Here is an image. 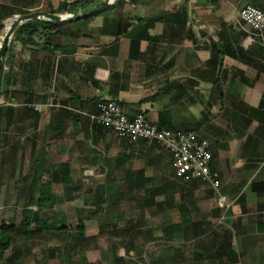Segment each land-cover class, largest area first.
<instances>
[{
	"label": "crops",
	"instance_id": "0c3cea01",
	"mask_svg": "<svg viewBox=\"0 0 264 264\" xmlns=\"http://www.w3.org/2000/svg\"><path fill=\"white\" fill-rule=\"evenodd\" d=\"M73 1L0 0V33L13 17ZM247 3L264 7V0H112L89 19L12 36L0 68L5 145L15 139L8 131L17 143L30 129L43 167L49 152L68 156L51 172L67 163L72 179L110 175L115 193L161 195L165 181L152 185V167L170 170L168 154L153 142L112 137L85 114L114 100L128 117L195 131L209 143L210 168L231 206L220 224L214 202L206 221L182 218L179 231L187 221L197 236L208 227L206 264H264V44L242 45L236 20Z\"/></svg>",
	"mask_w": 264,
	"mask_h": 264
},
{
	"label": "rangeland",
	"instance_id": "374dc122",
	"mask_svg": "<svg viewBox=\"0 0 264 264\" xmlns=\"http://www.w3.org/2000/svg\"><path fill=\"white\" fill-rule=\"evenodd\" d=\"M2 36L0 33V39ZM1 102L0 108H4L3 99ZM0 118L2 117L0 116ZM6 132L7 130L3 129L0 122V222L16 223L18 230L13 241L14 244L23 249V252L26 251L24 264H65L66 260L63 258H48V249L64 245L63 242H60L61 235L70 237L74 234L78 211L80 209L93 210L94 206L90 204L94 195L115 193L109 185L110 175L109 178H104V175L101 178L95 177V173L92 176L74 177L72 180L76 188L73 187L68 195L65 194L60 184L55 183L53 184L52 207L50 209L37 208L33 204L27 206L28 197L23 186L24 182L20 181V177L29 174L32 160L36 158L35 154L37 153L35 151L39 145L36 144L37 147L31 146L32 132L30 129L23 131V135L18 136L17 143L14 142L16 139L15 131H8L10 135L13 133L15 139L13 138L12 144L5 145L3 135L6 136ZM108 132L112 137H115L110 130ZM21 143H26V145L22 147L23 144ZM65 157L68 156L49 152L50 163L43 167L44 172L41 179L46 180L52 167L64 160ZM166 170L161 169V167H152V175L154 176V179H150L153 182L152 185L160 182L161 179H163L161 181H165L164 184H160L165 189L161 195L150 196V193L118 195L119 197L111 199L110 203L104 204L107 196H110L105 194L104 198L106 199L101 205L103 209L106 208L109 211V214L105 216V221L110 222L111 227L115 224V230L119 231L118 234H105L96 238L94 242L89 243L86 249L83 248L79 251L77 256H72L71 260H85V263L81 262L82 264H115L113 257L117 256L120 258L118 264L208 263V252L212 250V246L209 242L211 237L206 225L200 228L201 234L198 236L196 232L194 235L191 231L192 225H185L183 232L175 231L170 234V229L182 218H189V220L191 218L194 220L197 218L200 220L207 219L211 214L212 205L214 202L216 203L214 193L207 185L198 181L183 184L174 178L171 168ZM159 172L166 173L167 176L162 178ZM182 186L184 189H181ZM151 197L152 204L141 208L144 201L149 202ZM182 206L189 210L182 211L180 209ZM29 207L36 212L38 218L42 219L49 220L53 213L62 214L64 221L59 224L65 227L64 233H60V235L49 234L47 237L42 233L34 232L35 234L29 241L24 243L21 224L23 212ZM127 221L141 222L140 226L130 233L134 237L135 250L130 251L128 256L125 255L123 246L129 241V235L121 234ZM222 221L223 219L220 220V222ZM220 222L217 223L220 224ZM31 227L33 229V223ZM85 227L87 235L97 233V222L85 220ZM202 231H205V234ZM7 254L8 252L5 253V257Z\"/></svg>",
	"mask_w": 264,
	"mask_h": 264
},
{
	"label": "trees",
	"instance_id": "16d2710c",
	"mask_svg": "<svg viewBox=\"0 0 264 264\" xmlns=\"http://www.w3.org/2000/svg\"><path fill=\"white\" fill-rule=\"evenodd\" d=\"M101 0H75L69 4L62 3V5H59L57 9H50V8H43V10L54 14L55 12L63 13L67 12L72 15L77 14L78 8H82L84 11L88 9V7L95 6L98 4ZM128 2H132L133 0H127ZM120 3L118 1L116 4ZM15 17H13L9 22L8 25H10L14 21ZM53 23L51 21H44V20H34V21H28L25 23L20 24L13 33V39H20V36L23 34L30 35L32 32L36 31L38 27L42 28H49L53 27ZM32 31V32H31ZM8 49L6 50L7 53ZM5 56V55H4ZM97 125V124H94ZM100 126V125H98ZM102 127V126H101ZM144 141V140H141ZM44 156L36 157L32 162L30 172L28 175L24 177H20V181L24 182L23 186L26 190V194L28 197V203L27 206H31L32 204L35 205L37 208H43V209H50L52 207L51 201H52V191H53V184L58 183L60 184L65 194L68 195L71 191V189L76 186L73 185V180L71 177V171L67 163H61L58 166L57 171H49V176L46 180H42V173L44 161ZM140 178H131V183L138 186L140 183ZM147 180V179H146ZM112 181L109 180V182ZM185 184V183H183ZM181 189H184V186L181 187ZM153 190V192L150 193V196H153L155 194H159L158 191ZM108 192V191H105ZM105 194L110 195L107 196V199L104 198ZM118 195H124L122 193H100V195H94L92 198V202L90 205H93V210H85L80 209L78 211V218L75 226L74 234L70 237H66L67 235H61L60 242H63L64 245H58L55 247H50L48 249V258L53 257H60L65 259V264H82L81 262L85 263V260L81 261H73L71 260L72 256H77L79 251L86 249L87 246H89V243L94 242V240L100 236H103L105 234H118V230H115V224L111 227V223L108 221H105V216L109 214V211L105 208L103 209L101 205L104 203H110L112 201L111 199H114L115 197H119ZM141 201V200H140ZM152 204V197L149 202L144 201V204L141 208L146 207L147 205ZM138 206V205H137ZM182 211H187L185 207L180 208ZM106 210V211H105ZM23 212V220H22V232L24 236V243L29 241V239L32 237L34 232H39L44 234L45 236H49V234L54 235L60 233H64L65 227L60 226V222L64 221V216L59 213H53L49 220L38 218L36 215V212L32 209L27 208ZM108 211V212H107ZM85 220H92L97 222V233L94 235H87L86 227H85ZM186 221V220H185ZM33 223V229L31 227V224ZM182 223V222H181ZM181 223H175L171 226L170 234L175 231H179L182 229ZM16 223L10 222L5 223L3 221L0 222V262L1 264H24L25 263V254L26 251L23 252V249L21 247H18L16 244H14L13 239L16 236L18 227L15 225ZM141 222H132L127 221L125 223L124 230L121 232V234L129 235V241L124 244V253L126 256H128L130 251L135 250V243L133 240V236L130 235L133 230L140 226ZM188 225H191L189 221H187ZM166 232V231H164ZM58 235V236H59ZM52 238V237H51ZM67 240V241H65ZM66 242V243H65ZM8 252V254L5 257V253ZM78 260V259H77ZM113 261L115 264L120 261V258L115 256L113 257ZM118 264V263H117Z\"/></svg>",
	"mask_w": 264,
	"mask_h": 264
},
{
	"label": "built area",
	"instance_id": "2783aa9c",
	"mask_svg": "<svg viewBox=\"0 0 264 264\" xmlns=\"http://www.w3.org/2000/svg\"><path fill=\"white\" fill-rule=\"evenodd\" d=\"M236 23L246 32L242 40L244 48L264 44V7L245 4L237 13ZM40 108V105L34 106L35 110ZM85 116L92 124L110 130L119 139L157 144L168 154L174 178L181 183L198 181L207 185L215 195L217 208L222 212L218 221L224 218L231 202L221 192L218 174L210 168L212 156L206 139L199 137L195 131L159 128L141 114L128 117L114 100L97 102L95 110Z\"/></svg>",
	"mask_w": 264,
	"mask_h": 264
},
{
	"label": "water",
	"instance_id": "95a60500",
	"mask_svg": "<svg viewBox=\"0 0 264 264\" xmlns=\"http://www.w3.org/2000/svg\"><path fill=\"white\" fill-rule=\"evenodd\" d=\"M111 2L112 0H101L96 7L87 11H82L75 15L70 13L49 14L44 11H35L16 17L14 21L4 30L3 36L0 39V68L2 66V61L13 33L15 29L23 22L28 20H45L51 21L54 25H60L63 23L89 19L103 12L111 4Z\"/></svg>",
	"mask_w": 264,
	"mask_h": 264
}]
</instances>
